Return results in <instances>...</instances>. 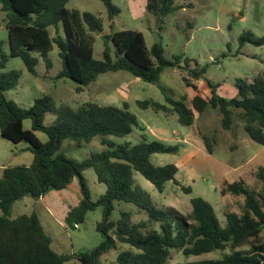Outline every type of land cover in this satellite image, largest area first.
<instances>
[{"label": "trees", "instance_id": "16d2710c", "mask_svg": "<svg viewBox=\"0 0 264 264\" xmlns=\"http://www.w3.org/2000/svg\"><path fill=\"white\" fill-rule=\"evenodd\" d=\"M113 21L121 9L112 0H101ZM70 0H0V9L5 13L4 23L8 30L10 52L5 51V42L0 39V134L14 144L26 142L34 160L31 165L5 167L0 177V264H66L78 260L82 264H98L100 258L119 248V243L129 246L122 251L116 264H170L172 250L185 257L202 256L216 251H226L221 258L185 261L174 264H264V166L257 169L256 176L262 187L253 189L244 179L225 182L223 196L231 195L243 199L240 213L227 211V225L223 227L212 204L201 197L191 200L192 213L187 216L176 208H159L151 196L135 182L139 173L163 193L171 182L186 193L191 187L182 185L176 164L156 166L152 162L155 154H178L179 145H167L150 141L141 134L138 144H117L110 137L124 138L140 127L138 118L130 111L128 102L121 107L87 102L72 108L57 106L54 99L44 96L35 100L29 108L6 98V93L15 89L21 72H5L10 58H21L28 71L37 75L35 67L38 57L47 60L56 45L62 60V71L57 78H67L78 85L76 92L95 84L106 73L127 72L146 83L160 84L166 68L185 72L193 80L203 77L208 66L192 69V60L176 56L173 60L164 57L161 43L148 48L142 32L136 30L104 33L101 17L89 12H80L67 7ZM147 11L154 14L161 24L166 18L183 9L175 0H147ZM0 21V26H1ZM52 29L54 35H52ZM95 35H101L104 51L101 60L94 56ZM240 47L246 44L262 47L264 36L251 32L243 33ZM38 56V57H37ZM184 63V64H183ZM183 77L188 87L197 89L190 78ZM211 95L200 94L191 100H176L167 96V105L147 100L139 102L145 109L177 114L178 122L185 127H194L211 148L208 138L200 134L196 126V114L218 110L222 115V127L232 131L242 125L248 136L264 146V76L249 81L236 79L238 95L228 99L217 93L218 85L208 81ZM162 87V86H161ZM163 91L167 89L163 88ZM56 116L51 125L45 124L47 114ZM33 121L30 130L24 129V120ZM44 132L47 142H42L36 132ZM101 138L105 147L101 152L76 161L62 151L63 143L71 140L81 146ZM93 169L98 182L106 185L97 203L92 201L84 172ZM78 177L82 186L83 199L79 205L70 207L66 221L78 226L84 224L89 212L98 206L104 208V220L97 229L105 240L89 252L72 255L60 254L53 248L52 238L44 230L36 213L10 216L14 203L25 197L40 199L51 191H62ZM124 202L136 209L123 211L118 220H112L115 204ZM145 213L147 220L134 221L137 213ZM159 225V227L157 226ZM248 247V249H245Z\"/></svg>", "mask_w": 264, "mask_h": 264}, {"label": "rangeland", "instance_id": "374dc122", "mask_svg": "<svg viewBox=\"0 0 264 264\" xmlns=\"http://www.w3.org/2000/svg\"><path fill=\"white\" fill-rule=\"evenodd\" d=\"M112 2L121 9V13L113 21L109 20L107 8L101 0H70L67 7L101 17L104 25L103 34L110 33L112 23L116 31L142 32L149 49L155 43H161L167 60L183 56L192 60V69L208 66L206 74L199 80H193L179 69L166 68L162 73L160 84H150L127 72L106 73L101 75L95 84L85 87L78 93L76 83L67 78H57L62 71V60L59 49L55 45L54 50L47 57L51 64L50 68L47 67L43 58L37 56L39 58L38 65L35 67L37 75L28 71L21 58L9 59L4 71L17 70L22 75L18 86L5 94L6 98L24 108L31 107L35 100L44 96L52 97L57 106L68 105L72 108L87 102L119 107L124 102H128L130 111L137 116L140 127L144 131L136 128L127 137L112 136L110 139L117 144L126 142L138 144L141 141V134L145 133L150 141L179 145L178 154H155L152 162L156 166L180 164L181 169L177 179L182 185L191 187L192 192L186 193L169 182L164 192L160 193L139 173L134 175L136 184L151 196L159 208L171 206L187 216L192 213L191 200L201 197L212 204L221 225L225 227L227 225L225 213L231 210L240 213L243 199L231 195L223 196L221 194L223 184L226 181L233 183L244 179L250 188L260 189L262 185L257 179L256 172L260 166H264V146L253 141L242 125L236 126L232 131L224 130L221 113L218 110H208L203 115L196 114L197 129L200 134L208 138L211 148V153L202 160L198 149L202 148L201 145H204L206 150L207 147L194 127L182 126L178 122L177 114L156 111L153 108L145 109L138 103L154 100L167 105L166 98L169 96L176 100L186 98V104L191 107V100L195 95L200 94L205 97L211 95L208 81L219 86L217 93L220 96L228 99L237 97L236 79L253 81L259 74H264L262 61L264 46L246 44L240 47L239 38L250 29L254 30L258 36H263L264 28H257L249 21H243L242 17L235 15V12L243 13L246 0H191V7L170 14L164 24L147 11V0H112ZM225 2L226 6H224ZM183 3L184 0H175L176 5ZM228 6L241 8L227 14ZM5 17V13L0 9L2 23L0 39L5 42V51L9 54ZM52 35H54L53 29ZM95 38L94 56L101 60L104 51L103 39L101 35H95ZM184 75L196 85V90L186 85ZM161 86L167 90L163 91ZM55 120L56 116L49 113L46 115L45 124L51 125ZM23 125L25 130H30L33 121L25 119ZM36 136L44 143L48 141V136L44 132L38 131ZM28 146L26 142L14 144L3 139L0 134V177L5 167L32 164L34 156ZM104 149L100 137L81 146L66 140L62 146V151L76 161H82ZM193 152L195 157L197 156L196 160L187 163L188 154ZM199 160L201 164L196 165ZM84 177L92 193V201L97 203L107 187L98 182L93 169L86 170ZM82 199V186L80 179L76 177L65 190L51 191L40 199L25 197L15 202L10 216L16 218L36 213L44 230L52 238L53 248L60 254L89 252L105 240L97 229L98 224L104 220V208L98 206L96 210L89 212L84 224L75 226L67 223L66 216L69 208L79 205ZM131 209L136 208L132 204L118 202L115 204L111 219L116 221L120 218L121 212ZM2 214L0 210V215ZM144 219L147 220L144 212L134 216L135 222ZM157 226L159 227L158 224ZM262 240L264 241V230ZM128 249V245L119 243V248L103 255L98 264H116L119 254ZM229 252L230 249H227L224 252L216 251L187 258L181 252L172 250L170 264L217 259ZM66 264L82 263L73 259Z\"/></svg>", "mask_w": 264, "mask_h": 264}, {"label": "crops", "instance_id": "0c3cea01", "mask_svg": "<svg viewBox=\"0 0 264 264\" xmlns=\"http://www.w3.org/2000/svg\"><path fill=\"white\" fill-rule=\"evenodd\" d=\"M178 5L184 6V8L181 9L184 11L188 7H191L192 3H191V0H184L183 4H178ZM224 6H226V2H225ZM240 8H241L240 6H238V7L237 6H234V7L228 6L227 14L233 13L235 11V9L239 10ZM235 15L242 17L243 21H249L251 25H255V26H257V28H260V29L264 28V0H246V4L244 6L243 13L238 14V12H235ZM248 32H251L253 35H255L257 37H263L264 36V35L258 36V34H256L255 31L252 29H250ZM262 61L264 63V58ZM259 75L264 76V74H259ZM201 146H202V148L199 147L200 149H198V150L201 153V159L205 160L206 155L209 153L206 150L204 145H201ZM194 153L195 152L188 154V156H187L188 162L187 163H189L193 160L194 161L196 160L197 156L195 157ZM200 164H201L200 160L196 162V165H200ZM177 166L179 168V171H178V174H179L180 169H181V165L177 164ZM178 174H177V176H178Z\"/></svg>", "mask_w": 264, "mask_h": 264}]
</instances>
